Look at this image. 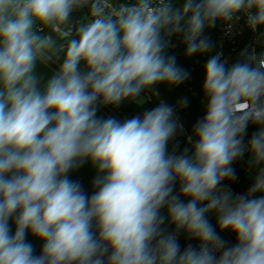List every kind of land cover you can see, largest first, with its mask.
I'll list each match as a JSON object with an SVG mask.
<instances>
[{"label": "clouds", "instance_id": "1", "mask_svg": "<svg viewBox=\"0 0 264 264\" xmlns=\"http://www.w3.org/2000/svg\"><path fill=\"white\" fill-rule=\"evenodd\" d=\"M242 16L261 51L207 59L190 147L169 150L184 128L166 103L97 115L184 83L171 38L187 56L209 53L205 28L231 31ZM262 28L264 0H0V264H264ZM245 153L254 178L237 193L225 182ZM85 162L91 195L69 176ZM181 233L199 243L182 248Z\"/></svg>", "mask_w": 264, "mask_h": 264}, {"label": "built area", "instance_id": "2", "mask_svg": "<svg viewBox=\"0 0 264 264\" xmlns=\"http://www.w3.org/2000/svg\"><path fill=\"white\" fill-rule=\"evenodd\" d=\"M122 2L123 0H114V3L117 4ZM85 11L87 10L85 9ZM260 31L264 32V28H262ZM202 36L207 37L213 45L212 51L209 53L194 54L192 56H187L186 45L182 42V37L179 35L171 38L170 45L167 48V54L175 56L177 65L190 73L188 82L185 83V88L188 92H190L195 105L201 108V118L205 114V103L203 102L204 97L200 96L199 92L197 90H194L192 86V82L194 81L192 72H194V70L199 66L204 67V64L207 59H209L211 55H214L217 52L222 53V60L227 59L229 64H231L239 58V54L241 53V51L249 45L254 47L257 53L261 51L260 43L256 42L257 34L253 33L246 27L245 18L243 16L241 17L240 21L233 26L231 31L228 30V26L225 23L217 21L214 27H206ZM260 39L261 43H264V36H262ZM142 95L145 98V104H147V106L142 109L138 114H142L145 110H149L150 106L148 107V104H151L154 99L158 100L159 103H165L163 99H160L159 93L157 91H155V94H153V92H147ZM112 116L116 117L121 121L127 118H131L130 114H121L118 111L111 112V116L109 117ZM176 117L178 121L182 123L177 114ZM183 128V133H178L175 139L169 143V150H171L174 145L177 146V151H182L184 148L190 147L187 142V136L191 134V131L188 130L184 126V124ZM256 130H258L257 126L250 125L247 130L246 139L249 138L252 133ZM248 159L249 154L245 153L244 157L233 163V167L236 171V179L232 182L226 181L225 183H230V187L234 192H245L253 181L254 172H249L248 170ZM183 199L186 200L187 198ZM162 215H167L166 209H162ZM209 220L213 224V226H216V217L214 213L209 214ZM164 227H167L169 231L174 230V225L168 224L167 220L165 221ZM220 234L225 241L235 243V236L233 233H230L228 230H225ZM178 239L182 248L186 247L189 243L193 244L194 246L199 243V241L197 240H190L184 233L179 234Z\"/></svg>", "mask_w": 264, "mask_h": 264}, {"label": "trees", "instance_id": "3", "mask_svg": "<svg viewBox=\"0 0 264 264\" xmlns=\"http://www.w3.org/2000/svg\"><path fill=\"white\" fill-rule=\"evenodd\" d=\"M40 71L42 73H49L54 71V66L41 67ZM194 81L192 86L194 90H197L200 96L203 97L202 84L204 79V67L199 66L192 72ZM188 82V79L178 85L170 86L168 84H159L155 86V91L159 93L160 99H163L166 104L171 105L175 108L176 114L179 116V119L182 121L184 126L191 131L193 124L201 118V108L196 106L190 92L185 88V83ZM183 98H187L188 104L186 107H179V101ZM159 104L158 100L154 99L150 106V109L154 108ZM147 106L145 102L143 104H137L135 102L125 101L119 107H103L97 113L98 116L108 118L111 116V112L118 111L121 114H130L131 117L137 115L142 109ZM96 175V169L90 162H85L80 168L69 173L70 179L74 181H79L82 184V187L86 193L91 195L92 193V181ZM14 230V229H13ZM27 239L33 243L34 247L38 243L37 248H41L42 242L37 240L35 237L28 235ZM37 240V241H36ZM36 241V242H35ZM40 250H36V253L39 254Z\"/></svg>", "mask_w": 264, "mask_h": 264}, {"label": "rangeland", "instance_id": "4", "mask_svg": "<svg viewBox=\"0 0 264 264\" xmlns=\"http://www.w3.org/2000/svg\"><path fill=\"white\" fill-rule=\"evenodd\" d=\"M37 241V240H36ZM35 241V242H36ZM39 243V242H38ZM38 243H36V246H35V250H40L41 248H37L38 247Z\"/></svg>", "mask_w": 264, "mask_h": 264}]
</instances>
